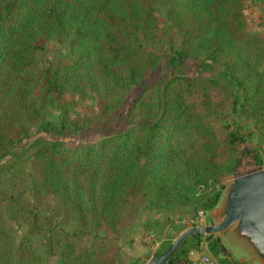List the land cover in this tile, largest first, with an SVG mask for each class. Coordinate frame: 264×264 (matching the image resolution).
<instances>
[{"label": "trees", "instance_id": "16d2710c", "mask_svg": "<svg viewBox=\"0 0 264 264\" xmlns=\"http://www.w3.org/2000/svg\"><path fill=\"white\" fill-rule=\"evenodd\" d=\"M163 3L180 37L171 61L220 66L264 135V39L246 29L242 1ZM159 26L151 0H0V204L11 220L20 215L22 208L8 195L4 177L14 164L23 163L17 159V146L24 144L20 152L30 160L33 194L57 196L65 209H75L83 226L65 235L60 252L51 246L45 264H115L118 252L112 238L121 233L127 216L212 212L238 172L245 137L229 131L206 89L182 74L138 98L125 132L77 148L59 140L68 131L67 113L76 97L96 92L98 82L106 91H128L156 70L161 57L147 52L142 42L154 40ZM54 38L67 41L69 61L49 72L34 97L32 66L41 43ZM56 102L58 123L45 115ZM32 130L56 140L43 136L29 142ZM246 156L254 168L264 169L259 150ZM36 222L34 217L31 230ZM202 239L189 237L168 264H188L189 252ZM9 244L0 225V264H38L29 237L20 246L25 257L14 260ZM170 244L172 240L155 256ZM209 249L218 257L216 239ZM217 264L240 263L224 258Z\"/></svg>", "mask_w": 264, "mask_h": 264}, {"label": "rangeland", "instance_id": "374dc122", "mask_svg": "<svg viewBox=\"0 0 264 264\" xmlns=\"http://www.w3.org/2000/svg\"><path fill=\"white\" fill-rule=\"evenodd\" d=\"M243 3V19L246 29L264 39V5L259 0H241ZM158 18L160 28L157 37L152 41H143L142 46L149 53H157L161 62L156 70L149 72L143 82L128 91H106L98 82L96 92L87 91L84 98L76 97L75 105L68 109V131L59 139L68 148H77L84 144H95L101 139L123 133L129 127L128 115L138 98L144 93H154L162 88L163 84L172 77L182 74L190 81H194L206 89L212 101L218 107L221 118L229 131H236L244 136V143L239 146L240 167L237 173L244 174L255 170L252 160L246 156L247 152L257 149L264 156V135L259 127L249 117L248 109L242 106L241 92L231 85L220 66L203 67L200 60L188 59L181 63L172 62L174 51L180 46L179 34L174 30L166 18V8L163 0H151ZM42 49L37 54L32 72L35 84L32 88L34 97H39L45 78L58 65L65 64L68 58V43L63 38H54L42 42ZM260 71H264V64ZM46 119L60 121L59 103L56 102L46 110ZM37 131L32 130L31 137ZM38 135V134H37ZM45 140H56L53 135H46ZM24 144L17 146V159L21 164H14L4 177L5 187L13 203L22 208L16 220H11L5 207L0 204V225L6 231L10 244L9 254L14 260L25 257L20 246L24 238L32 241L33 250L37 255L38 264H45L46 253L51 246H55L57 253L62 250L65 235L82 231L83 226L75 209H65L60 199L55 195H34L31 190L30 160L28 154L20 152ZM12 162H9L10 165ZM6 164L3 161L1 165ZM232 180V179H231ZM228 182L226 188L228 187ZM226 189L222 192L219 203L214 210H221L225 199ZM202 214V215H201ZM37 218L36 229H33V218ZM159 224L154 226V221ZM219 215L212 212H199L196 217L191 210H179L175 214H145L135 219L126 217L121 233L109 236L116 243L115 252H118L115 264H131V260H138V264H146L148 260L161 251L162 246L172 242L184 231L194 227L212 226L219 222ZM183 230L180 234L178 232ZM220 239L218 257L209 249V243L216 238ZM223 249V252L221 251ZM208 252L215 260L228 258L240 264H264L254 254L244 239L236 236L233 228L218 235H211L203 239L198 249L188 254ZM195 256V255H193Z\"/></svg>", "mask_w": 264, "mask_h": 264}, {"label": "water", "instance_id": "95a60500", "mask_svg": "<svg viewBox=\"0 0 264 264\" xmlns=\"http://www.w3.org/2000/svg\"><path fill=\"white\" fill-rule=\"evenodd\" d=\"M44 133L29 139V142L43 137ZM26 140H23L25 143ZM219 215L217 224L194 227L182 232L159 256L151 257L146 264H168L180 246L191 236L218 235L233 228L236 236L244 239L257 258L264 262V169L236 173L226 188L222 209L213 210ZM216 243L220 239L216 238ZM223 252V249L221 248Z\"/></svg>", "mask_w": 264, "mask_h": 264}, {"label": "built area", "instance_id": "2783aa9c", "mask_svg": "<svg viewBox=\"0 0 264 264\" xmlns=\"http://www.w3.org/2000/svg\"><path fill=\"white\" fill-rule=\"evenodd\" d=\"M188 264H217V261L208 252L203 250L200 253H191L188 257Z\"/></svg>", "mask_w": 264, "mask_h": 264}]
</instances>
